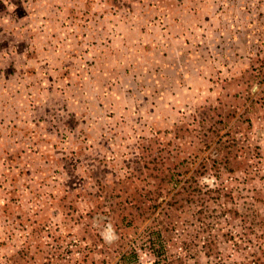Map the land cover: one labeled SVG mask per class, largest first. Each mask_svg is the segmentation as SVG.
I'll list each match as a JSON object with an SVG mask.
<instances>
[{
  "label": "rangeland",
  "instance_id": "obj_1",
  "mask_svg": "<svg viewBox=\"0 0 264 264\" xmlns=\"http://www.w3.org/2000/svg\"><path fill=\"white\" fill-rule=\"evenodd\" d=\"M0 264H264V0H0Z\"/></svg>",
  "mask_w": 264,
  "mask_h": 264
}]
</instances>
